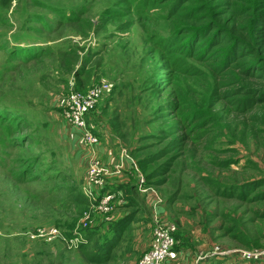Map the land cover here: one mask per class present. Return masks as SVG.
Wrapping results in <instances>:
<instances>
[{
	"label": "rangeland",
	"instance_id": "374dc122",
	"mask_svg": "<svg viewBox=\"0 0 264 264\" xmlns=\"http://www.w3.org/2000/svg\"><path fill=\"white\" fill-rule=\"evenodd\" d=\"M128 5L13 0L0 12V264H140L164 225L175 227V256L160 264H264V124L252 122L264 104L245 113L222 100L211 105L218 77L195 62L202 74L170 68V80L162 78L168 68L151 33L168 36V22L140 21ZM9 38L39 50L19 53ZM164 81L177 102L162 114ZM102 83L108 88L85 115L99 145L78 156V131L65 125L63 107L71 93ZM197 108L217 119L206 136L158 154L170 125L192 122ZM104 145L110 161L127 153L135 166L104 177L115 187L109 199L86 195L91 203L80 208L67 191L84 190L88 158L107 162ZM84 228L97 231V244L119 233L109 260L83 256Z\"/></svg>",
	"mask_w": 264,
	"mask_h": 264
},
{
	"label": "trees",
	"instance_id": "16d2710c",
	"mask_svg": "<svg viewBox=\"0 0 264 264\" xmlns=\"http://www.w3.org/2000/svg\"><path fill=\"white\" fill-rule=\"evenodd\" d=\"M12 1L0 0V12L10 8ZM126 1L129 10H133L140 21L155 17L168 22V36L162 37L150 32L155 36L159 54L164 60L161 70H165V66L168 68V75L162 78L170 80V68L187 75L202 74V69L193 64L195 62L206 66L210 74L218 77L214 93L210 96L211 105L222 100L232 112L245 113L256 104H264V0ZM131 4L135 7L132 8ZM9 40L17 43L13 46L19 48V53L31 56L39 50L36 45H28V48L18 46L23 41L16 38ZM162 85L161 90L167 97L163 114L175 108L177 96L175 86L170 81H164ZM79 90L84 91L85 88ZM195 110L192 122H175L170 125L165 136L168 134L172 137L158 154L172 152L182 148L188 141H200L206 136V127L217 122V119L203 109ZM252 122L264 124V114H253ZM256 186L243 185L241 190ZM67 193V201L80 208L86 209L91 203L82 189L78 192L70 188ZM259 194L262 193H255V197H259ZM130 221H126V224ZM113 224V230L119 227V224ZM96 233L89 228L80 230L78 235L81 240L77 246L89 262L101 263L111 258L110 249L116 246L119 233L111 237L107 234V238L100 244L96 243Z\"/></svg>",
	"mask_w": 264,
	"mask_h": 264
},
{
	"label": "built area",
	"instance_id": "2783aa9c",
	"mask_svg": "<svg viewBox=\"0 0 264 264\" xmlns=\"http://www.w3.org/2000/svg\"><path fill=\"white\" fill-rule=\"evenodd\" d=\"M108 85L102 83L95 86L89 91L87 95L85 92L71 93L68 95L62 112V119L66 126L71 130H77L79 135L80 143L85 147H94L99 145L98 133H95L92 128L88 125L85 115L87 111L91 109L95 99L103 92ZM110 154V151H108ZM128 162L130 167L135 166V162L128 156L127 153L120 155L119 159L113 163L108 160L103 161L99 157L92 156L88 158L86 162V174L85 182L83 185V193L87 195L91 200L99 199L100 196L109 199L112 193L115 191L112 187L113 184L107 185L104 177H109L113 174H117L124 171L125 163ZM143 181L140 176L139 183ZM106 203L108 202L104 200ZM175 227L173 225L159 226L155 230V240L152 243L151 250L144 255L140 264H160L163 259L173 258L175 256L172 247L175 242L173 232ZM252 254H246V258Z\"/></svg>",
	"mask_w": 264,
	"mask_h": 264
},
{
	"label": "crops",
	"instance_id": "0c3cea01",
	"mask_svg": "<svg viewBox=\"0 0 264 264\" xmlns=\"http://www.w3.org/2000/svg\"><path fill=\"white\" fill-rule=\"evenodd\" d=\"M67 135H68V133H66L64 136H67ZM109 142H110V140H109V138L107 137V138H106V144L109 145ZM77 144H78V145H77ZM77 144H75L74 146L78 148L76 154L79 156L80 150H85L86 147L83 146L80 142L77 143ZM106 144H105V145H106ZM105 145L102 146L103 148H102V150H100V152H102V151H106V154H108V149H109L110 147H109V146L107 147V146H105ZM73 151H74V150H73ZM74 152H75V151H74ZM106 157H107V156H106ZM107 159H108V160H110V159L113 160V156H112V152H111V151H110V154H108ZM108 160H107V161H108ZM112 162H113V161H112ZM125 167H126V168L124 169V171L129 169V164H128V162L125 163Z\"/></svg>",
	"mask_w": 264,
	"mask_h": 264
}]
</instances>
